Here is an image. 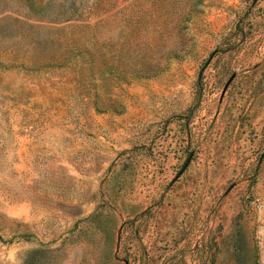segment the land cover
<instances>
[{"label":"rangeland","instance_id":"374dc122","mask_svg":"<svg viewBox=\"0 0 264 264\" xmlns=\"http://www.w3.org/2000/svg\"><path fill=\"white\" fill-rule=\"evenodd\" d=\"M0 32V264H264V0H0Z\"/></svg>","mask_w":264,"mask_h":264},{"label":"trees","instance_id":"16d2710c","mask_svg":"<svg viewBox=\"0 0 264 264\" xmlns=\"http://www.w3.org/2000/svg\"><path fill=\"white\" fill-rule=\"evenodd\" d=\"M30 1H32V0H30ZM7 2V1H6ZM158 1H156L155 2V4L157 3ZM151 3H154V0H151ZM3 5V4H2ZM58 8H59V10H58V12H57V16H56V19L58 18H63V19H65V18H67V17H71V16H75L76 14H74L73 13V10H70L67 6H65L64 7V5H63V3L61 2L59 5H58ZM0 33H3V32H0ZM0 35H2V34H0ZM11 56V55H10ZM18 65H20V64H18ZM10 66H13V64H11V63H6V62H2V61H0V67H3V68H5V67H10Z\"/></svg>","mask_w":264,"mask_h":264},{"label":"water","instance_id":"95a60500","mask_svg":"<svg viewBox=\"0 0 264 264\" xmlns=\"http://www.w3.org/2000/svg\"><path fill=\"white\" fill-rule=\"evenodd\" d=\"M229 79V78H228ZM227 79V81H228ZM227 81L225 82L224 86L226 85ZM189 159V156H187L186 160L183 162L182 167L178 170V173L182 170V168L186 165L187 161Z\"/></svg>","mask_w":264,"mask_h":264}]
</instances>
